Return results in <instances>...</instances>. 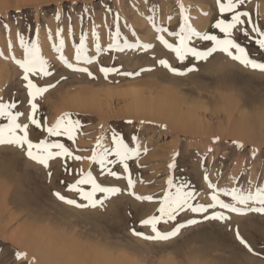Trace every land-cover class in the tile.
Instances as JSON below:
<instances>
[{
    "label": "rangeland",
    "instance_id": "rangeland-1",
    "mask_svg": "<svg viewBox=\"0 0 264 264\" xmlns=\"http://www.w3.org/2000/svg\"><path fill=\"white\" fill-rule=\"evenodd\" d=\"M179 2L189 7L190 22L197 30L209 31L222 37V34L212 27L215 20L220 18L215 0ZM152 9L156 11L157 23L178 30V0H0V53H3L0 56V97L5 100L10 97L18 100L21 111L30 110L20 78L21 70L6 57L14 54L17 59H21L19 35H23L26 40L37 39L38 30L42 55L54 66L53 75L40 82H50L55 84V87L38 98L40 107L37 118L42 119V122L46 120L51 125L63 113L68 112L74 120H79L81 125L76 132L75 143L67 137L50 139H59L74 154L81 156L91 155L97 138H102L105 146H111L113 134L122 137L130 147L135 148L139 144L140 156L128 161L131 178L135 181L133 191L137 195L160 194L166 187L167 179L172 176L177 184L185 183L196 190L197 202L207 203L210 197L207 195V182L203 179L205 173L212 183L221 187L235 186L231 177L237 175L245 178L239 181L245 187L246 179L254 183L264 181V73L244 68L226 55L216 53L207 61L198 62V71L184 76L172 74L157 61L167 59L173 67L181 69L190 66L191 61H177L173 54L155 40L156 32L147 19L152 14ZM241 10L246 11L252 22L264 30V0H245ZM58 11L61 12L59 21L55 19ZM117 14L120 17L123 36H129L130 42L138 38L143 43L153 44L154 47L148 51L104 50L97 54L91 30L96 27L100 35L99 43L102 49H107L110 32L115 30L113 24ZM169 15L173 17L171 21L167 19ZM125 23L129 26L124 27ZM5 25L8 27L5 28ZM58 26L65 29V54L73 62L72 46L78 42L82 31L89 33L88 53L96 55L97 62L81 66L89 67L93 73L92 77L85 73L73 72L56 59L57 54L51 47L53 40H49L48 35L51 31L55 38ZM69 27L72 29L71 35L68 34ZM242 27L250 29L251 25L245 24ZM133 29L136 32L135 37L131 36ZM237 37L238 42L248 49L251 57L264 61V50H260L253 40L246 38L242 32L237 33ZM9 42L12 44V51H9ZM113 66L119 69L120 73L139 72V75L125 76L114 72L105 78L99 71L100 67ZM220 67H225V75H221L223 72L216 73L215 69ZM142 68L150 70L140 72ZM221 78L224 82H221ZM135 90H139L142 97L145 95V99L150 94L154 99H163L167 93L172 96L169 98L178 99L177 106L182 112H187L190 105L194 104L193 107L198 109L195 110L197 121L207 130L182 134L178 132L174 121L168 122L160 118L145 122L141 119H128L125 116L131 102L128 92ZM226 96H231L236 101V106L238 105L229 113L220 110L225 109L221 107L225 105H220L219 101ZM75 98L79 99V102ZM81 103L79 108L77 104ZM246 119L250 125L244 124ZM3 122L6 121L0 120V123ZM242 127L244 129L241 130ZM45 135L46 133L30 126V138L34 141L43 139ZM233 142L242 143L244 148H237ZM143 148H147L146 153ZM252 148L260 150L255 158L251 156ZM64 164L69 171H65ZM170 164H174V168L170 169ZM111 167L122 177L127 175L122 166ZM79 169L91 170L101 183L120 187L123 192L106 200L103 208L81 209L63 203L53 193L60 192L70 199H77L78 203L82 202L67 188L68 184L74 183L75 178H78L76 171ZM100 171L98 165L88 160L71 159L50 162L49 168L45 169L28 160L19 150L0 147V185H3L0 192H4L0 193V264H48L44 260L47 257L45 253L31 246L29 238L32 241V237L27 235L25 239V235L22 236V233L29 231L36 234L37 232H33L36 230L40 233L46 232L41 234L47 235L46 238L55 234L53 239L57 237L64 245L66 242L70 243L76 252L82 251V246V255H90L92 260H84V264H96V257L104 254V257L108 254L110 259L121 261V264H222L221 261L223 264H251L253 260L256 261L253 262L255 264H264V256L247 254L240 250L230 251L229 246L221 244L219 234L225 230L222 226L225 223L204 220L201 214L187 213L178 217L179 222L187 219H197L199 222L190 225L191 229H187L184 236L177 238V241L169 243L172 244L171 248L164 249L159 247V241H148L132 235L133 228L151 234L150 229L142 226L140 221L152 214L156 206L130 196L126 179L100 175ZM49 172L51 176L48 175ZM8 188L9 191H5ZM221 199L231 202L230 198L224 196H221ZM225 214L230 216L228 222L239 219L243 222L245 232L251 229L249 232L257 234L258 238H264V216L255 213L243 216L235 213ZM41 218L44 222L39 220ZM158 227L166 231L170 230L171 225L161 224ZM196 231L204 233L207 238L204 241L207 243L201 240L194 248L186 243L177 246V243L181 242L180 239L192 238L193 236L188 235H194ZM254 235L253 237H256ZM77 240L80 242L78 245ZM72 243H75V246L71 245ZM263 245L261 248L264 250ZM198 251L199 254L202 253L200 257L196 256ZM17 252L25 253L26 258L17 260Z\"/></svg>",
    "mask_w": 264,
    "mask_h": 264
},
{
    "label": "snow or ice",
    "instance_id": "snow-or-ice-1",
    "mask_svg": "<svg viewBox=\"0 0 264 264\" xmlns=\"http://www.w3.org/2000/svg\"><path fill=\"white\" fill-rule=\"evenodd\" d=\"M244 2L245 0H215L220 18L215 20L212 27L217 29L222 34V37L209 31L197 30L190 22L189 7H186L179 0L180 20L178 30L169 29L163 24L157 23L156 11L152 9V14L147 19L156 32L155 40L169 53L173 54L177 61L181 63L186 60L191 61V65L186 66L184 69L173 67L167 59H159L157 63L174 75L184 76L190 72L198 71L196 67L198 62L207 61L214 54L220 53L226 55L232 61L238 62L244 68L264 73V61L251 57L248 49L238 42L237 33L242 32L246 38L253 40L260 50H264V30L252 22L246 11L241 10ZM204 15H207V13H204ZM55 19L57 21L61 19V12L58 11L56 13ZM167 19L171 21L173 17L169 15ZM119 21L120 17L117 14L113 24L115 30L110 32V43L107 49H102L99 43L100 35L96 31L95 26L92 28L91 37L95 41V51L97 54L104 50L123 52L125 49H137L148 51L154 47L153 44L143 43L138 38L134 42H130L131 38L129 36L122 35ZM245 24L251 25V28L242 27ZM128 26L125 23L124 27ZM4 27L7 28L8 26L5 25ZM64 32L65 29L58 26L55 38H53L51 31L48 35V39L53 40L51 47L57 54L56 59L67 69L77 73H85L92 77L93 73L89 67L81 66L92 65L97 62V56L89 55L88 53L89 33L82 31L78 42L72 46L74 48L73 62L65 54ZM68 34H72L71 27L68 29ZM252 34L255 35L253 36ZM131 36H136L135 29H133ZM19 45L22 49V58L17 59L13 54L10 57H6V59H11L21 70L20 78L26 92L27 104L30 110L27 112L21 111L18 100L11 97L5 100L3 97H0V120L6 121L0 123V147L19 150L28 160L45 169L49 168L50 162L58 160H88L98 165L101 170L100 175L115 177L116 179H126L128 194L130 196L135 197L138 201L149 202L156 206L152 214L140 221L142 226L150 229L151 234H145L142 231H137L135 228L131 230L132 235L144 240L169 241L178 236L182 229L199 222L197 219H187L184 222H179L178 217L181 214H201L204 220L217 221H228L230 216L225 213H235L241 216L255 213L264 216V181L254 183L250 179H246L245 183L247 187H245L244 184L239 183V181L245 178L237 175L231 177L235 186L230 188L221 187L219 184L212 183L207 173H205L203 179L207 182L209 190L207 195L210 197L207 203L197 202L198 193L196 190L185 183L177 184L172 176H169L166 181V187L160 194L137 195L133 191L135 181L131 178L128 161L140 156L139 144L135 148L130 147L122 137L113 134L111 146H105L102 138H97L95 146L91 149V155L81 156L74 154L59 139H50L53 137H67L69 141L75 143L76 132L81 127L80 121L74 120L72 114L68 112L63 113L51 125L46 120L42 122V119L37 118V112L40 107L38 98L42 97L49 89L55 87V84L50 82L42 84L40 81L53 75L54 66L42 55L38 30L37 39L26 40L23 35H19ZM9 51H12L11 42H9ZM2 55L3 53H0V56ZM146 70L150 69L142 68L140 72ZM99 71L104 74L105 78L114 72L125 76L139 75V72L120 73L119 69L114 66L100 67ZM30 126H34L35 129L46 133L45 137L34 141L30 138ZM233 143L237 148H244L242 143ZM259 151L257 148H252V158H255ZM144 152H147V148H144ZM110 157H114V159H110ZM113 165L122 166L123 172L127 175L122 177L120 173L113 170V167H111ZM63 166L65 171H69L66 164ZM169 168H174V164H170ZM48 175L51 176V172ZM76 177L78 178H75L74 183L68 184L67 188L70 192L77 195L82 202L78 203L77 199H70L60 192L53 193L58 200L76 208H103L106 200L123 192V189L120 187L106 186L101 183L91 170L84 171L83 169H79L76 171ZM97 194L100 195L98 196ZM221 196L230 198L231 202H226L225 199H221ZM161 224L171 225L170 230L162 231L158 227ZM235 238L249 252H253L252 247L240 235L238 229L235 232ZM15 256L17 260L26 258V254L22 252H17Z\"/></svg>",
    "mask_w": 264,
    "mask_h": 264
},
{
    "label": "bare ground",
    "instance_id": "bare-ground-1",
    "mask_svg": "<svg viewBox=\"0 0 264 264\" xmlns=\"http://www.w3.org/2000/svg\"><path fill=\"white\" fill-rule=\"evenodd\" d=\"M223 57V56H222ZM228 59V58H227ZM174 63H175V61H173ZM228 63H229V61H228ZM230 65V64H229ZM234 65V64H233ZM237 65V64H236ZM221 66V65H220ZM235 66V65H234ZM228 67H230V66H228ZM225 67H220V68H216L215 69V71H216V73L217 72H223L221 75H225L226 73H225V71H223V70H225L224 69ZM228 69V68H227ZM225 73V74H224ZM223 78H224V76H223ZM223 78H221L222 80H221V82L223 81ZM225 79V78H224ZM228 79V78H227ZM225 81H227V80H225ZM224 82V81H223ZM169 90V89H168ZM133 91V90H132ZM132 91H130L131 93H133L132 95H131V93H129L128 92V96H129V99H130V96H131V102H129L130 103V105H129V108H128V110H127V113H125V116H127V118L129 119V118H131V119H141V121L142 120H144V122H145V120H153V119H155V118H160V119H165L166 121H174V123H176V126H178V127H176L179 131V133H182V134H194V133H197V132H200V131H202V132H204L205 130H207V129H204V127L202 128V125H200L201 123H199L197 120V118H196V115H195V110H198V109H196L195 107H193L194 106V104L191 106L190 105V109L189 110H187V112L186 111H181V110H179V108H178V106H177V102H176V100L178 101V99H175V100H173V98H169V97H172L171 95L170 96H168L169 94H163L164 95V97L166 98V99H164V97H163V99H161L160 97H159V99H154V96H153V98H152V96H151V94H150V96L148 95H146L147 96V98L145 99V95H144V97H142V93L139 91V90H137V92H136V90L134 91V92H132ZM170 91V90H169ZM178 91V90H177ZM233 91V90H232ZM171 92V91H170ZM229 93H230V91H229ZM200 94V93H199ZM162 95V96H163ZM124 96H126V95H124ZM149 97H151L150 99H149ZM234 97V96H233ZM78 98H80L79 96H78ZM156 98H158V97H156ZM177 98V97H176ZM77 98H75V100H76ZM85 99V98H84ZM129 99H127V100H129ZM221 98H219V100H220ZM81 101L80 102H82V97H81V99H80ZM190 100V99H189ZM236 100H238V99H236ZM77 102H79V99H77L76 100ZM75 101V102H76ZM84 102H85V100H83ZM185 101V100H184ZM183 101V102H184ZM188 101V100H187ZM76 102V103H77ZM88 102V100H86V103ZM217 102V101H216ZM238 102V101H237ZM180 103V102H179ZM185 103H186V101H185ZM189 103V102H188ZM219 103H220V105H225V106H221V107H225V109H221L220 108V110H222V111H225V113L227 112V113H229V112H231V110H233L235 107H237L236 106V101L231 97V96H229V97H223L220 101H219ZM222 103V104H221ZM239 103V102H238ZM74 104V103H73ZM93 104V103H92ZM184 104V103H183ZM78 106H79V108H80V106L82 105V103L79 105V104H77ZM76 105V106H77ZM88 105H90V101H89V104ZM204 105H206V104H204ZM85 106V105H84ZM87 106V105H86ZM85 106V107H86ZM239 108V107H238ZM240 109V108H239ZM208 110V109H207ZM219 110V111H220ZM185 112V113H184ZM199 112V111H198ZM197 112V113H198ZM124 116V117H125ZM262 118V117H261ZM263 119V118H262ZM261 120V119H260ZM248 120L246 119V121H244V124L245 125H247V122ZM249 122H250V120H249ZM257 122V121H256ZM262 123H263V121H261ZM259 123H260V121H259ZM241 125L243 124V122L242 123H240ZM249 125H250V123H248ZM248 125V126H249ZM260 126L261 125H263V124H259ZM248 126H246L245 128H246V131H247V127ZM164 127V126H163ZM148 128V127H147ZM150 128V127H149ZM162 129V128H161ZM242 129H244L243 127L241 128V130ZM249 129V128H248ZM251 129V128H250ZM237 130H238V128H237ZM240 130V129H239ZM243 131H245V130H243ZM251 130H249V132H250ZM208 132V131H207ZM240 132V131H239ZM250 133H252V132H250ZM178 136H179V134H178ZM131 138V137H130ZM144 149V148H143ZM177 149V148H176ZM177 152V151H176ZM148 158V157H147ZM153 161V160H152ZM142 162V161H141ZM158 164V163H157ZM138 165V164H137ZM143 171V170H142ZM9 177V176H8ZM11 177V176H10ZM2 178H4V176L2 177ZM1 178V179H2ZM4 180H6V179H4ZM10 182H12L11 180H10ZM8 183V182H7ZM2 187V188H1ZM1 189H3V185L1 184L0 185V191H1ZM9 191V188L8 189H6L5 191ZM1 193V192H0ZM4 193V192H3ZM3 193H1V194H3ZM5 194H7V192H5ZM19 197V196H18ZM148 215V214H147ZM39 220H42V218L41 219H39ZM39 220H35V221H39ZM43 221V220H42ZM42 221H40V222H42ZM229 221V220H228ZM228 221H223V223H225V224H223L222 226H224V228H225V230L223 231V232H220V234H219V238L221 239L220 240V242H221V244H223V245H226V246H229V249H230V251L231 250H233V251H236V250H240V251H242V252H246L247 254H252V255H259V256H264V250H263V248H261V246L264 244V238H258L257 237V234H255V233H253L252 234V232H249V230H251V229H249L248 230V232H245V230H244V226H243V222H240V220L239 219H234V220H232L231 222H228ZM44 222V221H43ZM183 222H184V220H183ZM252 224V223H251ZM218 225V224H217ZM53 226V225H52ZM68 226V225H67ZM70 226V225H69ZM200 226V225H199ZM31 227H32V225H31ZM34 227V226H33ZM54 227V226H53ZM57 227V226H56ZM72 227H73V225H72ZM57 229V228H56ZM189 230V229H191L190 228V225L188 226V227H186L185 229H184V231H182V233H180L178 236H176L175 238H173V239H171V240H173V241H171V240H169V241H159V247H162V248H164V249H167V248H171L172 247V244H169V243H172V242H174V241H177V238H179V237H181V236H184V232L186 231V230ZM239 230V232H240V235L248 242V244L252 247V249H253V252H249L246 248H244L237 240H236V238H235V232H236V230ZM32 230V229H31ZM33 230H35V229H33ZM58 230H59V227H58ZM66 230V229H65ZM253 230V229H252ZM62 231H63V229H62ZM253 231H255V229L253 230ZM26 232H28L27 230H26ZM33 232H37L36 234H31V232L29 231V233H26L25 234V232L24 233H22V236H24L25 235V239H26V236L27 235H30L31 237H32V241H31V239L29 238V240H30V242H31V246H34V247H37L38 249H40V250H42L44 253H45V256H47L46 257V259H44L48 264H84V263H82V262H84V260H87V261H89V260H91V257H90V255L89 256H83L82 255V251H83V249H82V246H81V250L82 251H80V252H76V250H74L73 248H71V246H70V243L68 244L67 242H66V244L64 245V244H61L58 240H60V239H58L57 237V239L56 238H54L53 239V236L55 235H51L52 237H49V238H46V236L44 235H41V234H44V233H46V232H44V233H40L39 231H33ZM39 232V233H38ZM71 232H72V230H71ZM52 233V232H51ZM57 233V232H56ZM78 233V232H77ZM24 234V235H23ZM39 234V235H38ZM65 234H66V232H65ZM64 234V235H65ZM255 234V235H254ZM50 235V234H49ZM57 235H58V233H57ZM67 235V234H66ZM70 235V234H69ZM78 235V234H77ZM89 235V234H88ZM253 235L254 236H256V237H253ZM262 235V234H261ZM22 236H21V238H22ZM30 236H28V237H30ZM73 236V235H72ZM71 236V237H72ZM188 236H193L192 238H189V237H183L182 239H180V241L181 242H179V243H177V246H179L180 244H182V243H186V245H188V246H193V247H191V248H194V245H197V244H199V243H201V240H205V239H207L206 238V236H204V233H202L201 234V231H199V232H195V234L194 235H188ZM195 236V237H194ZM264 236V235H263ZM27 237V238H28ZM59 237V236H58ZM81 237V236H80ZM24 238V237H23ZM79 238V237H78ZM78 238H76V239H78ZM89 238V237H88ZM71 239V238H70ZM74 241H76L75 240V237H73L72 238ZM82 239V238H81ZM74 241H72V242H74ZM79 242V240H77V245L80 243H78ZM158 242V241H157ZM204 242H206V241H204ZM96 243V242H95ZM110 243V242H109ZM203 243V242H202ZM207 243V242H206ZM106 244V243H105ZM111 244V243H110ZM71 245H74L75 246V243L73 244H71ZM77 245H76V248H77ZM153 245H155V244H153ZM107 246V245H106ZM105 246V247H106ZM173 246H175V245H173ZM264 246V245H263ZM84 247V246H83ZM103 247V246H102ZM110 247V246H109ZM113 247V246H112ZM104 248V247H103ZM107 248V247H106ZM116 248V247H115ZM115 248H112L113 250L115 249ZM72 249L74 250V252L72 251ZM226 249V248H225ZM106 250V249H105ZM116 250V249H115ZM114 250V251H115ZM119 250V249H118ZM202 250V249H201ZM87 251V250H86ZM120 251V250H119ZM119 251H116V252H119ZM194 251V249L191 251V252H193ZM229 251V252H230ZM73 252V253H72ZM92 252H94V251H92ZM105 252H107V250L105 251ZM182 252V251H181ZM120 253V252H119ZM194 253H196V252H194ZM207 253V252H206ZM102 254V253H101ZM177 254V253H176ZM202 254V253H201ZM201 254H199V251H198V253L196 254V256L197 255H199V256H197V257H200L201 256ZM212 254L214 255V253L212 252ZM98 255H99V253H98ZM105 255V254H104ZM104 255H101L100 257L98 256V257H96V259H95V261H96V264H121L122 262L121 261H119L118 262V260H116V261H114L115 259L113 258V259H110V257H109V255L106 257H104ZM112 255H115V254H112ZM111 255V256H112ZM103 256V257H102ZM180 256H183V255H180ZM187 256V255H186ZM188 256H190V255H188ZM187 256V257H188ZM203 256V255H202ZM205 256V255H204ZM216 256V255H215ZM183 257H185V256H183ZM191 258H193L192 256H190ZM220 257V256H219ZM189 259V258H188ZM216 259V258H215ZM215 259H212V260H214L215 261ZM222 259V258H221ZM223 260V259H222ZM253 260V258L252 259H250V262ZM92 261V260H91ZM94 261V260H93ZM186 261V260H185ZM189 261V260H188ZM191 261V260H190ZM193 261V260H192ZM225 261V260H224ZM255 260H253L252 261V263L254 262ZM121 262V263H120ZM216 262H218V259H217V261ZM256 262V261H255ZM220 263V262H219ZM218 263V264H219ZM221 263L223 264L224 262H222L221 261ZM251 263V264H252ZM175 264H177V263H175ZM191 264V263H190ZM238 264V263H237ZM241 264H243L242 262H241ZM245 264V263H244ZM253 264H255V263H253Z\"/></svg>",
    "mask_w": 264,
    "mask_h": 264
}]
</instances>
